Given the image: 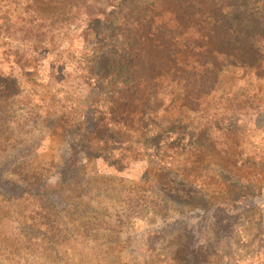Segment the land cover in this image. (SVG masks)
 I'll use <instances>...</instances> for the list:
<instances>
[{
    "label": "rangeland",
    "instance_id": "1",
    "mask_svg": "<svg viewBox=\"0 0 264 264\" xmlns=\"http://www.w3.org/2000/svg\"><path fill=\"white\" fill-rule=\"evenodd\" d=\"M30 2L0 0V24L21 17ZM142 4L156 12L151 27L122 32L118 30L123 23L120 13L116 15L118 28H112L108 40L102 37L101 26L92 29L90 47L95 38L99 41L91 49L95 70L87 76L86 86L70 81L62 87L43 67L34 74L22 73L10 51L20 47L18 42L10 40L7 46L0 37V264H175V250L185 243L184 232L190 231L193 247L203 233L210 253L208 264H264V251L255 253L264 244V63L258 64L252 54L248 45L252 26L244 20L261 9L263 14L264 0H142ZM127 6L123 3L121 12ZM41 12L52 23L75 21L74 9L66 1L43 5ZM171 15L176 22H171ZM169 24L177 25L175 32H157ZM215 26L224 37L217 36ZM80 31L71 30L67 40L77 51L84 45ZM139 34L141 42L152 43L154 77L163 87L157 102L169 99L166 85L186 55L208 62L212 71L206 84L180 95L176 107L181 112L194 114L199 105L218 99L221 92L236 85H243L255 97L261 110L219 126L235 130L244 159L252 162L243 174L223 175L215 157L199 148L158 153L162 132L156 133L158 139L147 138L144 151L138 144H130L129 150L126 144L89 146L80 140L79 132H91L93 112L109 113L115 108L118 92L124 88L117 84L120 74L111 73L113 64L119 62L115 47L124 38L136 44ZM74 144L86 153L84 158L79 156L77 166V159L68 163L72 155L68 147ZM197 156L202 163L197 164ZM185 164L188 171L196 165L218 173L222 193L234 195L230 204L216 208L209 199L199 206L208 199L203 196L201 200L199 194L195 204L171 197L161 176L180 178ZM253 167L261 175L258 185L249 180ZM195 176L191 172L189 180ZM229 180L250 194L240 199L235 190L229 192ZM59 183L60 194L45 190ZM37 193L43 198H33ZM157 198L166 203V212L155 206ZM216 209L227 212L224 223Z\"/></svg>",
    "mask_w": 264,
    "mask_h": 264
},
{
    "label": "trees",
    "instance_id": "2",
    "mask_svg": "<svg viewBox=\"0 0 264 264\" xmlns=\"http://www.w3.org/2000/svg\"><path fill=\"white\" fill-rule=\"evenodd\" d=\"M61 1L69 2L71 8L74 9L75 21L73 23H68V25L59 21L52 23L41 12L43 5L56 4ZM123 3H127L128 6L126 10L121 12ZM196 5L201 8L199 1L196 2ZM235 6L233 4L231 7L235 8ZM258 11L260 12L255 13L252 18H245L244 20L249 26H252L248 45L257 63L262 65L264 63V13L261 14L262 9ZM120 13L123 14L122 28H118L116 25V15ZM155 18L156 12L145 8L142 0H31L22 10L21 17L15 18L11 23L0 24V37L7 46L10 40L18 42L20 47L14 46L10 51L15 58V65L22 73L34 74L37 69L41 70L43 67V69L48 70L49 78L56 80L62 87H65L70 81L77 83L81 81L86 86L87 76L89 78L95 70L94 63L96 61L90 58L91 49L96 47L99 41V38L94 37L95 45L90 47L93 28L101 26L102 37L108 40L112 36V28H118L123 32V29L131 30L144 25L151 27V20ZM172 18L171 22H176V18L174 16ZM233 18L235 15L228 20ZM176 28V24L173 26L169 24L162 30L158 29L157 32L163 31L168 34V32H175ZM215 29L217 36L223 34L224 37V33L219 27L215 26ZM71 30L73 32L81 30L84 45L80 51L67 43ZM150 34L152 35V32ZM124 37L127 36L124 35ZM141 40V35L138 36L136 44L124 38L122 42L116 45V56L119 62L113 64L111 73L116 71L120 74L121 79L117 81V84H123L124 88L118 92L115 108L111 112L97 111L92 113L93 123L92 127L89 128L91 132L87 135L79 132L80 140L89 146L102 144L110 147H123L126 144L129 150L138 144L137 147L144 151L147 138L152 136L157 138L156 133L162 132L163 137L159 138V145L156 146L159 147L158 153L170 148H176L182 152H185L184 149L189 147L199 148L215 157L223 175L243 174L244 170L248 168V164L252 162L244 159L241 142L234 137L235 130L224 131L219 126L228 120L247 115L251 110H261L255 97L243 85H236L229 91L221 92L218 99L211 100L202 106L199 105L194 114L181 112L176 107L180 95H185L184 90L206 84L208 73L212 71V66L208 62H201L194 56L186 55L184 64L179 67L181 69L176 72L175 76H172L166 85L169 99L164 100V102H157V95L163 93V87L154 77L156 75L155 66L149 50L152 43L148 45ZM60 41L63 42V46L59 45ZM50 56L53 59L50 60ZM86 95L87 93L80 98L83 99ZM186 98L187 96H185ZM173 111H177L176 115L173 113L171 116ZM84 125L85 129L88 128L86 123ZM130 141L135 142L129 143ZM89 146L87 147L89 148ZM68 148L72 153L68 163L77 159L74 166L80 165L79 156L84 158L85 150L81 149L80 145L75 144ZM195 160L197 164L202 163L199 156L195 157ZM159 166L164 168L161 164ZM194 166L193 171H188L187 165H183L182 172L184 175L180 177L181 179L177 176L174 179L161 176V181L166 186L164 187L166 192L171 197L178 196L181 201L191 204L198 203L197 194L201 195V200L203 196L207 197L208 199L198 203L199 206L202 203H208L209 199L216 208L219 205L224 207L229 205L230 199L234 195L228 192L222 193L224 187L221 188L222 181L218 179L219 174L216 173V175L209 169L205 170ZM255 170L256 167H253L252 173H248L249 180L253 185H258L261 175L255 173ZM191 172L195 173L196 176L189 180L191 177L188 176ZM228 182H230L228 183L230 186L227 187L229 192L232 189L235 190L240 199L250 194V191H246V187L239 186L237 182L233 183L230 180ZM231 185L233 186L231 187ZM189 186L194 187V191L197 190L192 192ZM45 190L47 193L53 192L57 195L63 192L60 183L57 187L47 186ZM260 194L261 191L258 195ZM35 196L43 198L42 194L37 193L33 198H36ZM221 199L225 200L222 201ZM155 201L161 204L155 206L159 209L164 208L166 212V203L159 198ZM216 210V213L220 215L219 218H222L219 221L224 223L227 219V212L223 209ZM191 233V231L184 232L185 243L175 250L173 263L208 264L210 253L207 246L204 245L203 233H200L203 238H199V243L193 242L195 247L192 246ZM262 251H264V244L257 247L255 253L260 254Z\"/></svg>",
    "mask_w": 264,
    "mask_h": 264
}]
</instances>
